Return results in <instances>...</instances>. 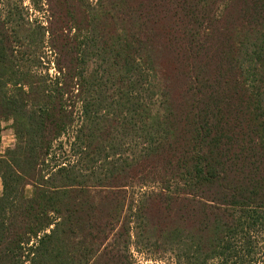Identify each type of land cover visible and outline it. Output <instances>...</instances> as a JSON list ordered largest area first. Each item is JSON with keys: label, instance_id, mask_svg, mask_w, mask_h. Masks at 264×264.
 <instances>
[{"label": "trees", "instance_id": "trees-1", "mask_svg": "<svg viewBox=\"0 0 264 264\" xmlns=\"http://www.w3.org/2000/svg\"><path fill=\"white\" fill-rule=\"evenodd\" d=\"M86 11L78 66L53 78L49 29L0 9V122L15 137L0 155V264H137L132 249L264 264V0ZM100 71L106 100L87 92ZM71 134L75 159L60 160Z\"/></svg>", "mask_w": 264, "mask_h": 264}, {"label": "rangeland", "instance_id": "rangeland-1", "mask_svg": "<svg viewBox=\"0 0 264 264\" xmlns=\"http://www.w3.org/2000/svg\"><path fill=\"white\" fill-rule=\"evenodd\" d=\"M97 1L98 0H3V5L0 9L5 13L10 9H15V7L23 10L25 18L30 24V28L27 27V30L31 33H35L38 26L49 29L50 34L47 35V42L51 44V48L49 45H46L43 51L39 50V56L43 57L45 64L50 67V75L56 78L58 76L55 68L58 62L62 63L61 66L77 68L79 45L80 43H85L88 38L89 23L86 5L91 4L94 7ZM61 50H65V52H68L70 55L65 58L64 56L62 57ZM86 62L84 67L86 70L85 74H90V72L95 70V65H93L95 60L89 59L88 61L86 60ZM75 70L77 73V69ZM87 85V92L89 95L101 96L105 100L108 96L113 95L111 85L107 83L106 75L101 71L91 75L88 78ZM80 90L84 93L85 87H82ZM79 108L80 105L75 107L74 110V117L77 119L73 127L74 130H77L81 125V120L78 119ZM6 128L9 129V125H5L2 129L0 128V133L4 132ZM113 133L114 132L111 131L110 136L114 137ZM9 136L10 133L9 135L6 133L4 141H2L0 137V146H2V148L10 144ZM65 138L66 141H63L64 146L57 150L56 156L59 157L60 160H62V158H68L67 160L72 162L75 159L73 153V134ZM1 192L2 187L0 186V194ZM30 192L31 189L28 188L27 193ZM131 254L137 264H175L173 257L170 255L138 252L134 249L131 250ZM262 255L263 254L259 253V256Z\"/></svg>", "mask_w": 264, "mask_h": 264}, {"label": "crops", "instance_id": "crops-1", "mask_svg": "<svg viewBox=\"0 0 264 264\" xmlns=\"http://www.w3.org/2000/svg\"><path fill=\"white\" fill-rule=\"evenodd\" d=\"M5 125H9V129H5L4 132H1L0 133V137H1V140L4 141L5 140V135L6 133L9 135L10 133V136L8 137L9 138V143L10 144H7L5 147L2 148V146H0V155H3L5 153V151L9 148H12L15 144V137H14V134H13V131L12 129L10 128V124L9 123H4V122H0V128L2 129V127H5ZM10 131V132H9ZM3 135V136H1Z\"/></svg>", "mask_w": 264, "mask_h": 264}]
</instances>
